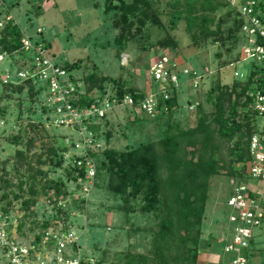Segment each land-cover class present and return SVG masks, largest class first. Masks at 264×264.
<instances>
[{"label": "rangeland", "instance_id": "1", "mask_svg": "<svg viewBox=\"0 0 264 264\" xmlns=\"http://www.w3.org/2000/svg\"><path fill=\"white\" fill-rule=\"evenodd\" d=\"M179 1L181 3L175 6ZM105 2V0H0V28L2 29L10 19H14L21 27L24 39H30L34 43L40 40L47 44L52 60L63 65L80 64L73 71L75 76L82 79L93 71L99 75L108 74L110 77L125 81L127 87H137L145 94L151 90L159 92L164 86L163 79L154 78L151 67L154 55L162 51L155 43L170 30L179 41V47L174 51L175 54L169 49L165 52L176 63L174 67L176 72L182 73L179 75L181 80L179 103L182 107L176 109L179 113L175 117L184 128L197 123L198 116L195 113L197 102L203 103L202 108L205 112L214 111L208 94L213 84L211 78L217 75L215 73L219 67L222 81L227 84H232L235 79H246L255 67L256 62L243 60L242 54L243 61L230 64L237 57L232 40L220 44L208 39L195 45L192 32L186 28L185 17L171 30L170 18L175 10L185 7V0H151L154 9L160 13L164 27L147 23L142 27L140 34L130 38L127 45L121 47L115 42L120 29L114 24L120 12L119 10L105 12ZM201 2L197 5L200 10L197 12L199 16L203 12H208L211 18L210 28L216 30L220 25L226 36L229 28L233 27L234 19L231 16L227 17L226 12L231 11L234 15L233 10L236 9L226 0H216V8L213 11H206L208 8L203 11ZM218 52L222 56H219ZM22 60L24 61L23 53L16 49L12 56L0 62V214L5 216L0 218V227L9 229L21 242L29 243L35 234L42 230L41 227L34 226L33 221L51 220L58 213L59 206L56 204L58 195L52 190L47 194L41 191L37 195L38 203L32 209L35 215L26 216L25 225L22 230L20 229L21 219L26 215L22 200L29 197V183L24 185L26 191L22 193L21 198L16 199L14 194L20 193L18 182L21 179L25 180L29 172L26 171V166L19 171L16 170L14 166L16 151L26 149V141L33 136L35 142L29 154L43 153L45 159L46 148L60 147L64 142L77 140L81 133L76 132L73 127L51 123V116L43 102L44 93L37 94L33 99L29 96L31 82L20 80L15 84L4 83L2 77L7 73L6 69L11 66L10 69L15 71ZM206 67L210 69L206 74L209 77L195 85V76H191V72L202 73ZM236 70L240 73L238 77L235 76ZM107 84V92L115 91L112 84ZM18 85H23L22 91L17 90ZM162 116L159 113V116L151 117L143 112H137L130 105H122L114 108L106 116L110 121L109 127L106 126L105 119L97 122L101 125L97 132L102 136L105 135V129L109 128L113 132L110 146L118 149L133 147L142 142L157 140L163 135L166 125ZM29 119L40 124L36 128L37 132L30 128ZM257 121L258 126L263 129L264 116ZM97 123L94 122L92 126H96ZM14 135H19L21 141L14 142ZM104 138L99 139L101 146L97 149L98 152H102L107 146ZM235 140L236 138L229 143L222 142V151L227 161L231 158L228 147L233 146ZM73 154L75 153L70 151L66 157L71 158ZM64 159L66 160L63 167L47 163L43 164L42 168L48 172V178H63L68 183V191L71 194L62 198L61 207L65 212L70 211L68 221L81 237L82 254L94 257L96 261L103 258V264H109L122 260L124 253L128 251L147 252L152 245L153 231L150 229L158 221L155 215H141L137 212L130 214L131 217L128 219L124 212L116 209L122 201L108 190L105 175L98 181L97 176L81 182L69 180L67 169L64 167L70 165L68 163L70 159L65 157ZM33 160L35 164V157ZM8 179L10 184L5 181ZM231 179L225 172H221L210 180L206 216L202 225L205 234L211 232L213 236L221 237L228 231L229 226L226 228V225L230 209L226 201L231 191ZM40 186L39 183V189ZM6 190L10 195L7 200H3L2 193ZM7 201H12V204L10 210L5 212L3 209ZM32 226L35 227L34 230L30 229ZM223 229L225 230L220 234ZM258 230L259 228L255 232ZM3 252L4 248L0 247V264L5 261Z\"/></svg>", "mask_w": 264, "mask_h": 264}, {"label": "trees", "instance_id": "2", "mask_svg": "<svg viewBox=\"0 0 264 264\" xmlns=\"http://www.w3.org/2000/svg\"><path fill=\"white\" fill-rule=\"evenodd\" d=\"M105 1V12L112 10L120 12L114 24L120 29L115 42L121 47L126 46L130 38L140 34L142 27L147 23L164 27L160 13L154 9L151 0H118V3H114L115 0ZM258 1L260 7L264 9V0ZM197 2L200 3L201 0H185V7L173 12L169 21L170 29H175L180 20L185 17L186 28L192 32L195 45L208 39H212L213 43L220 42V44H226L227 41L232 40L237 57L230 64L239 62L241 60L240 45L243 38L240 32L243 20L238 12L233 10L234 15L231 11L226 12L227 17L231 16L234 19L233 27L229 28V33L225 36L220 25L216 30L210 28L211 18L208 12H203L199 16L197 12L200 10L196 8ZM180 3L179 1L175 6ZM201 8L203 11L207 8L206 11H213L216 8V0H202ZM0 34L1 50L12 52L21 48L23 32L14 19H10L2 29L0 28ZM155 46H158L160 50L169 49L175 54L174 51L179 47V41L168 30L166 35L155 43ZM217 54L222 56L220 52ZM79 66L78 63L65 65L70 70ZM257 72L259 71L253 68L246 79H235L232 84H227L222 81L219 67L215 73L217 75L211 78L213 84L208 94V100L213 105L214 111L205 112L202 108L203 103L197 102L195 112L198 116L197 123L188 128H184L175 117L179 113L176 109L179 106L182 107L179 103L180 88L171 82L165 83L171 96L165 99L162 94L159 98L158 110L160 116L163 114L162 117L165 118L166 127L163 135L157 140L118 149L110 146L113 138L112 130L105 129V135L102 137H105L106 148L102 152H93L97 162V181L102 180L104 175L107 177L108 190L122 201L116 209L124 212L128 219L131 217L130 214L137 212L141 215L154 214L158 219L150 229L153 231L152 245L147 252L128 251L124 253L122 260L109 264H197L201 251L202 225L206 216L211 178L221 172H225L230 178H244L246 176L245 163L250 158L251 136L255 133H264V128L261 129L258 126L257 120L261 117L253 107V97L250 95V91L255 88L254 83L258 82V87L264 86V80L260 82L254 79ZM206 77L208 78L209 75L204 76L202 82L206 80ZM82 79L88 92H107V83H109L121 97L130 94L138 101L146 95L137 87H127L125 81L110 77L108 74L99 75L93 71ZM23 88V85H18L17 90L22 91ZM37 94H40L39 90H36V87L30 83L29 96L33 99ZM104 119L106 126L109 127L110 121L106 116ZM29 125L37 132L36 128L40 124L29 119ZM100 127L98 123L93 126L96 130L101 129ZM235 138L234 145L228 147L231 158L227 161L222 151V142L229 143ZM13 141L20 142L21 137L14 135ZM26 142V149L16 151L14 165L18 171L26 166V171L29 172L25 180L21 179L18 182L20 193L14 194L16 199L21 198L22 193L26 191L24 185L29 183V197L22 200L26 215L21 219L19 225L21 230L25 225L26 216L35 215L32 209L38 203L37 195L41 191L44 194L51 190L57 192L58 199L71 194L68 191L67 181L63 178H48V172L42 168V165L47 163L63 167L64 155L69 147L65 144L60 147L49 146L46 148L47 157L43 159V153L29 154L35 137L32 136ZM64 168L67 169L66 174L69 180L78 181L80 176L85 175L84 169L69 165ZM5 181L10 184L9 179ZM39 183L41 189L38 188ZM3 188L6 189V187ZM9 195L10 192L7 190L3 191L1 198L7 200ZM11 204L12 201H7L3 210L9 211ZM58 213L63 215L62 218L65 223L67 222L66 227L72 226L68 221L70 211L65 212L64 208L59 207ZM49 224L48 219L40 222L33 221L34 226L42 229L49 227ZM34 226L30 229L34 230ZM35 238L36 243L40 242L39 233L35 234ZM252 244L253 240L251 247ZM103 263L102 258L97 259L95 264Z\"/></svg>", "mask_w": 264, "mask_h": 264}, {"label": "built area", "instance_id": "3", "mask_svg": "<svg viewBox=\"0 0 264 264\" xmlns=\"http://www.w3.org/2000/svg\"><path fill=\"white\" fill-rule=\"evenodd\" d=\"M226 1L236 9L243 20L240 51L243 60L256 62L254 70L259 72L254 79L261 82L264 80V9L260 7L258 0ZM21 43L19 50L23 53L24 61L22 60L15 71L10 69L11 66L6 69L7 73L2 79L4 83L15 84L23 80L36 85L40 94L45 95L43 102L51 116V123L73 127L76 132L81 133L79 139L64 142L69 147L65 152V158L70 159L69 166L84 169L85 175L78 178L80 182L97 176V162L93 152H98L97 149L101 146L99 139L101 140L102 136L93 128L94 122L99 123L114 108L122 105H130L137 112L156 117L159 113L160 96L163 94L165 99L171 96L165 83L171 82L177 88L180 87L179 75L182 73L176 72L174 68L176 63L165 50L154 55L151 67L154 78L163 79L162 90L159 92L151 90L143 99L136 101L130 94L121 97L116 90L106 93L88 92L84 81L75 76L74 70L67 69L65 65L51 59L47 44L40 40L34 43L24 38ZM28 53L30 54L27 55ZM12 55L13 51L0 49V62ZM209 70L206 67L202 73L191 72V76H195V85L202 81L204 76H208L206 74ZM239 74L236 70L235 76L238 77ZM254 87L250 91L253 107L262 117L264 86L258 87L256 82ZM249 146L250 158L245 163L246 176L231 179V191L226 201L230 209L228 231L218 238L223 252L229 255V264H250L248 254L251 242L255 230L264 222V133L253 134ZM70 151L75 154L71 155V158L66 157ZM62 198L64 197L57 199L56 204L59 207L63 204ZM2 217L5 218L0 214V218ZM66 223L57 213L50 220L49 227L38 232L41 236L38 243L35 242V237L29 243L21 242L9 229L1 226L0 247L5 250L4 263L7 261L5 264H95L94 257L82 254L81 237L77 230L72 226L66 227Z\"/></svg>", "mask_w": 264, "mask_h": 264}, {"label": "crops", "instance_id": "4", "mask_svg": "<svg viewBox=\"0 0 264 264\" xmlns=\"http://www.w3.org/2000/svg\"><path fill=\"white\" fill-rule=\"evenodd\" d=\"M198 3L199 2L196 3L197 9ZM228 226L229 223L226 225V228ZM224 230L225 229L220 231V234ZM213 235L214 234L211 232L206 234L203 233L200 241L201 251L198 256L197 264H229V257L223 252L221 244L218 242L220 235ZM248 255L250 264H264V223L261 227H259L257 233L255 232L251 251Z\"/></svg>", "mask_w": 264, "mask_h": 264}]
</instances>
